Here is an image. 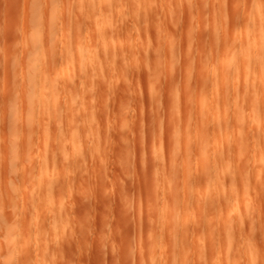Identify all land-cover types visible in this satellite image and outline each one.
Listing matches in <instances>:
<instances>
[{"label":"rangeland","instance_id":"1","mask_svg":"<svg viewBox=\"0 0 264 264\" xmlns=\"http://www.w3.org/2000/svg\"><path fill=\"white\" fill-rule=\"evenodd\" d=\"M42 1L41 5L44 4ZM111 1L115 4V0ZM122 1V7L120 6L121 8L118 9V2L117 7H115L117 11L116 9L114 10L116 14L113 12L111 18L112 29L115 27L122 31L116 29L113 34V43L115 44L116 42L114 48L116 50L119 49L117 51L122 56L119 59L120 63L117 60L112 63V66L110 62L108 63L107 59H105L106 62L105 60L103 62L102 56L98 57V60L96 57L93 58L95 63L97 61L100 62V66H98L101 68L102 78L96 77V74L90 81L85 78L73 79V85L77 87L78 91L76 93V89H73L76 94L71 98L70 94H68L69 92L63 88L56 90L52 95L49 82L43 83L44 87L40 91H37L40 84L36 88H33L28 83L32 72L38 70L42 58L41 54L40 58H38L39 55L30 52L29 48L31 46H27L29 43L26 42L27 45H24V42L29 39L30 33L34 31L31 35L35 36L34 27L29 26V23L27 24L31 29L29 30L30 33L28 32L29 34L25 31L24 27L25 20L28 18L26 15L28 13L25 14V12L29 8L26 6L29 5V1L0 0V121L1 118H6V113L9 112L7 119L13 118V125L15 126L13 128L10 127L11 129L8 128L9 133L11 132V134L8 133L9 135L7 134V128L5 132L2 129L4 126H0V217L4 220L0 219V241H3L4 245L7 244L8 246L14 243L13 241L17 244V239L22 242L23 237L18 232L21 228L17 227L16 224L18 221L19 223L22 221L20 217H23L25 208L30 206L31 209H35L34 206L36 205H31L33 192L30 188L31 183L29 182H32V180L28 181L26 192H22L24 190L23 187L20 190L24 180L22 179L23 166L19 167V165L25 164V167H28L31 171L38 164L43 169L51 170V162L56 156L61 155L65 158L70 156L73 159L76 156L77 159H74L76 161H71L70 159L69 163L64 161L66 164H61L64 167L61 166L62 169H58L57 183L58 187L60 185L62 187L60 186L56 192L57 194L54 196L52 204L63 208H58L62 210L63 219L60 215L57 217L61 222L58 225H61L60 230L62 232L59 231L58 226H56L57 229L54 227L57 232L51 231L53 229L49 225L51 220L49 218L53 216L51 213L58 210L54 206L52 207L51 204L50 207L42 205V208L37 204L36 208L38 209L35 210H37V213H41L39 215V230L44 232H41L40 237H44L47 233V237L45 236L46 239L44 240L47 244L43 245L39 242L35 246V243H33L36 241L35 237H32L35 239H32L33 242L31 241L32 243L29 244H33V247H43V251L40 250L43 252L41 253L42 256L40 255L39 257L40 251H34L32 256L30 254L31 246H27L28 244L26 243L25 246V241L23 240L24 242L22 243L18 242V246L15 245V247L17 246L15 249H5L1 252L3 254H0L1 264H16V262H20L19 264H22V262L23 264H111L112 262V264H149L147 262L148 259L145 257L147 250L142 253L146 244V248H148L151 242L148 239L149 234L146 231L148 227L145 226V223L148 219H152L154 224L159 228L163 229L167 226L166 223L161 221L162 219L158 211L152 206L154 204L158 205L161 202L163 203L162 200L164 198L163 182L160 181L161 177L159 179L156 171L153 170L155 169V158L161 154L163 155L164 162L160 165L164 166L163 168L160 167L163 170L160 171L165 172L164 175L171 171L169 162L175 160L177 161L179 177L184 179V170L183 172L181 170H186L187 168L186 173H188V177H185V179H189L190 170L192 171L190 165L192 166L197 161L198 148L196 147L195 149V146H197L196 144L199 142V139H213L219 132H224L226 134L225 139H231L230 141L228 140L229 142H232L233 139H236L235 142L241 139V141L239 140L241 144L239 141V143L237 142L240 144L238 145V150L236 151L237 148L235 150L232 149L229 153L228 161L235 168L240 166V168L245 169L244 176H242L244 181L240 179L242 181L240 183H246L244 185L249 195H247L245 201L246 206H249L248 209H245L247 207L244 206V203V207H241L243 209L240 208L239 210L240 213L239 211L237 212V214L239 213V217L240 214L242 215L240 218H243L244 223L242 226H244V229H242V226H238L240 229L237 227L236 229L233 228V232L235 233V237L240 235L238 236L240 237L238 241H242L243 245L247 238L248 241H251L249 244L246 240V245L243 246V248L247 245L250 246H247L248 251L247 248L243 249V253L248 254L249 252L250 258L247 254H242V257L239 255L237 261L239 263L242 261L243 263L241 264H264V178L263 182L260 183L264 173L259 176L257 172L258 176L255 175L256 171L259 170L258 163L264 164V159L260 160L264 152H260L261 150L259 149L257 150L259 144L264 145V71H261V75L258 76L259 79L257 78L256 80L255 90L249 96L238 90L237 107H235V103H232L236 102V100H228L225 111L216 103L218 100H215V104L213 105L214 107L219 106V108L212 107L202 111L198 107L199 102L196 90L198 85L196 82L198 81L197 70L203 67L201 61L212 53L213 47L217 48L218 46L216 41H212V38L210 39L212 29L220 30L223 26L226 27L228 30L226 33L228 36L226 46H228L231 53L235 51L238 39L249 45L254 43L252 26L245 21V13L249 10L251 11L249 18L255 17L252 11L255 0ZM63 6V9L66 12L68 11L71 17L80 16L83 21L85 20L84 14L87 11L85 8L81 10L79 7L76 8L75 0H68V2L66 1V5L64 4ZM25 16L27 18H24ZM259 19H262V17ZM67 27L69 28L68 34H71L70 25H67ZM263 27L264 25L260 24L261 33ZM58 31L60 32L59 28ZM7 32L12 36L9 35L7 37ZM25 32L27 39L24 40ZM8 38H10V41ZM6 40L9 42L7 43ZM129 44L138 45L136 53H133V50L131 51L134 45L130 47ZM12 46L14 49L10 48ZM80 49L82 53L78 67H81L84 60L90 56L85 54V47L82 44ZM43 53L44 59H42L50 63L51 57L45 54V52ZM14 56H23L25 62L21 60V57V59L17 57V59L15 58L16 61L18 59L19 61L21 60V63H17ZM33 56L38 57L34 59ZM103 56L105 55L103 54ZM263 56L264 51L262 58ZM38 59L40 60L39 62ZM6 62L8 67H5ZM10 63L14 67L13 69H10ZM76 65L78 63H75ZM153 68L158 71L156 72ZM69 76L73 77V72ZM202 78H205V76H202ZM13 81H15V84ZM261 82L263 84L262 88L260 86L262 85ZM99 83L105 84L101 88L98 85ZM241 84L240 80L230 83L232 90L234 87L239 86L240 88ZM95 86L96 89L94 88ZM79 88L82 89L83 93L80 92L81 89ZM100 89L102 91H99ZM204 90L206 91L207 98L209 97V100L212 99L213 97L209 96L208 93L209 86L204 87ZM85 91L90 92L85 93ZM233 91L232 93H234ZM6 94H8L7 97L10 95L14 99L16 108L12 109L7 106L8 109L6 107L4 109L6 105L1 104V99ZM230 98L232 99V97ZM53 99L56 106L59 109L61 108L58 112L39 106L41 101L50 106ZM71 99H73L74 106L79 109H81L82 103L80 102L82 101H85L89 105H94L97 115L100 114L98 115L99 117L95 120H75L73 123L70 122V116L64 112L62 106H65V103ZM249 116L252 117V120ZM16 121L17 123L19 122L18 126ZM69 130H74V134L78 135L76 139H81L78 142L80 148L84 147L81 156L78 155L79 150V152L77 150L74 151L73 143L68 144L64 141L71 139L68 136ZM12 133H18L17 136L16 134L14 136L17 138L19 135L22 136L20 139H25L29 136L31 137L30 139L34 140V144H36L37 151L35 154L33 146L30 145V149L29 145H22L26 160L23 161L24 163L19 159L17 161L19 160L21 163L12 159L6 163L7 160H4L6 158V152L4 151L6 144L2 143V141H5V136L2 137V135L7 134V136H10ZM14 136L12 135L13 138H15ZM24 136L25 138H23ZM176 139L180 141L181 139H186L189 145L194 146L193 149L191 148L190 151H187L188 155L190 154L189 158L184 154V151H181V147L178 148L179 153L178 151L175 152V155L178 153L177 157L173 156L174 151L171 152V150L174 148ZM27 147L29 148L27 149ZM29 149L31 151H28ZM77 155L81 159L80 161H78ZM3 160L11 170L7 166L9 171L7 170L6 172V165L2 164V162L4 163ZM256 162L258 168L255 167ZM11 163L13 166H11ZM183 165L187 167L183 168ZM66 167H69L68 171ZM19 168L22 169L19 170ZM59 170L61 173H59ZM5 172L11 173L6 174ZM191 173L193 175L194 172ZM180 174H183L184 177L180 176ZM18 178L19 180L22 179V182ZM182 178L180 179L182 180ZM70 180L73 183H70ZM180 193L177 194L178 198ZM56 196L59 197L61 203L56 201ZM189 201L191 202L192 200ZM193 205L195 206L192 201L191 206L193 208H191L195 211ZM39 208H41V211ZM244 209L253 213H251L252 215L249 219H245L244 216L246 214H242V212H245ZM123 210L125 212L127 210L126 214L129 211V215H124L125 212ZM193 210L190 211L193 212ZM207 210L210 211V215L212 213V217L216 218L220 216L218 210L213 209V206ZM49 211L51 212L49 213ZM193 213L190 214L188 209L186 215H184L183 223L186 227L188 225L189 227L193 226L195 223V213ZM252 217L253 219H251ZM46 218L49 222L46 221ZM249 220L252 221L248 222ZM42 226L45 230L41 228ZM194 226L191 227L193 229L188 228L189 232H187V237L185 236L187 240L184 241L185 243L187 242L186 245L179 242L181 246L179 247L185 249L183 256L186 257L188 264H199L201 260L203 264H213L210 256L207 257L206 254L200 255L205 253V251H200L202 253H199V250H202L199 248V239L195 236V232L194 234H190V232L193 233ZM241 231L242 233L244 232V235H242ZM54 232L57 233L56 238ZM17 233L20 238H18ZM205 235L204 241L208 243L210 238L207 237L208 235ZM241 236H245L244 240H242L243 237ZM159 240L160 238L157 240L156 247L160 251L166 250L167 252L168 248L171 247V240H166L167 245L164 244V247H162L163 245ZM51 241H53L54 245L51 244ZM195 244H198L197 248L199 250L194 247ZM48 245H51V247ZM96 245L97 247L100 246L101 250L97 247L95 248ZM185 246L187 247L185 248ZM65 248L67 249V253L65 252ZM250 248L251 250H249ZM70 252H74L72 256ZM35 253H39V258L36 257ZM99 254L101 255L99 256ZM243 256H247L246 259ZM207 258H209V262ZM243 258L245 259L244 261Z\"/></svg>","mask_w":264,"mask_h":264},{"label":"bare ground","instance_id":"2","mask_svg":"<svg viewBox=\"0 0 264 264\" xmlns=\"http://www.w3.org/2000/svg\"><path fill=\"white\" fill-rule=\"evenodd\" d=\"M28 1H29L30 6L26 5L29 8L27 7L28 8V9H26L27 11L25 10L26 11L25 14L28 13V14H26L28 16V18H27V16L24 17V18H27L26 19L27 23L25 20V26L24 27H25V31H27V33L29 32V30H31L29 26L34 27L35 36L31 35L34 32L33 28H32L33 32L32 33L29 32L30 37L28 39V40H30V38H31L30 41H32V42L30 43V41L26 40L24 42L25 43L24 45H27V43L31 44V45L28 44L27 46L28 47L31 46L30 47L31 49L29 48L30 52H32L33 54L39 55V57L38 56H35V57L40 58V54H41V57L44 59V55H43L44 53L43 52H45V54H48L51 57L50 63L44 61L41 58V63H40V66L38 67V70L35 72H32L31 76L28 79V83L33 88H36L40 84L37 91H40L44 87L43 83L49 82L52 95L56 92V90L63 88L64 90L68 91L69 92L68 94H70V97L73 98L78 91V89H76L77 87L75 85H73L74 84L73 79L85 78V79L90 81L91 79L94 78V76L96 74H97L96 77L102 78L101 71H100L101 68L99 67L100 62L97 61L95 63L93 58L96 57V59L98 60V57L102 56L101 57L102 61L107 59L108 63L110 62L111 64L122 58L119 51H117L119 49L116 50L114 48L116 42H115V44L113 43V37H114L113 34L117 28L114 27L115 29L114 28L112 29V25H111V18H112L113 12L116 14V12L114 10L116 9V11H117V8H115V7H117V3L119 2L118 9L121 8L122 2H123L122 0H115V4L111 0H75L76 8L79 7L80 10L82 8H85L87 11V13L84 14L85 18L83 17L85 19L84 21H83L82 17H80L79 15H78L79 17H77V16L71 17V15H69V12L68 11L66 12V10L63 9L64 8L63 5L64 4L66 5V1L68 2V0H45V2H44V0L43 1L42 0H28ZM41 1L44 4L41 5ZM252 11H253V14L255 15V17L249 18L251 11L247 10L245 13V21L247 22V24L252 26L253 38L255 41H254V43L249 45V44L245 43L244 41L238 39V41L236 42V45H237L236 49L233 53H231L228 46H226V44L228 42V36L226 35L228 30L226 29V27L221 26L222 28L220 30L212 29L213 31L211 33L210 39L212 38V41H216L218 43V46H217V48L213 47V49L211 50L212 53L208 57L204 58L203 61H201L203 64L202 65L203 67H201L199 70H197V74H198V76H197L198 81H196L198 83L197 89H196L197 94H198L197 99L199 102L198 107L202 111H205V110L210 109L212 107L213 108H215V107L219 108V106L222 108V110L225 111L227 109L228 100L229 101L230 100H236V102H232V103L233 104L235 103V107H237V98L239 95L238 90L241 92H244V94H246L248 96L255 90L256 80H257L258 76L261 75V71H264V59H263L264 56L262 58V53L264 51V27L262 29V33L260 32L261 31L260 24L264 25V0H255V5L252 8ZM118 13H120V12L118 11ZM261 17H262V19H259ZM212 22H211V24H212ZM67 25H70L71 34H68L69 28L67 27ZM27 26L29 29L27 28ZM118 27H120V26H118ZM58 28L60 29V32L58 31ZM67 28H68V30H67ZM117 30L119 31L120 29H117ZM28 34H27V36H28ZM9 35L12 36L9 33L6 36L9 37ZM25 36H26V32L24 34V37ZM8 39L10 41V38H8ZM25 39H27V38L25 37L24 40ZM9 41H7V43ZM81 44L85 47V50H84L85 54H88L90 56L84 60V63L81 65V67H78L80 57H81L80 55L82 53L81 49H80ZM53 45L61 46L62 48L61 47H55ZM133 45L131 44L130 47ZM137 46L134 45L132 47L131 51L133 50V53L137 52ZM117 47H119V45H117ZM130 47H128V48H130ZM10 48L14 49L13 46ZM103 54L106 57L103 56ZM12 57H13V55H12ZM17 57L14 56V59L15 58L17 59ZM20 57H18V58L21 59L22 61L25 60V59H23L24 58L23 56H20ZM35 57H34V59H35ZM16 59H15V61H16ZM19 59H18V61H16L17 63L18 62L21 63V60L19 61ZM35 61H37V60H35ZM39 61L40 60L38 59V62ZM105 62H106V60H105ZM75 63H78V65L75 66ZM119 63H120V60H119ZM5 65H6L5 67H8L7 62ZM11 66H12V64H11ZM11 66H10V69H13L14 67L12 66V68H11ZM108 66H110V65H108ZM112 66H113V64H112ZM117 66H118V63H117ZM121 67H122V65H121ZM115 68H117V67L115 66ZM156 68H158V67H156ZM153 69L156 70L155 68H153ZM117 70H119V69H117ZM123 70H124V68H123ZM157 71L158 70H156V72ZM6 72H8V71H6ZM72 72H73L74 76L70 77L69 75L72 74ZM99 76H101V77H99ZM202 76L203 77L205 76V78H202ZM239 80L241 81L242 86H240V88H239V86L237 85L238 87H234V89H233L234 91H233L231 88L232 84L230 85V83L236 82ZM13 82L15 84V81H13ZM17 84H19V83L17 82ZM104 84L105 83H99L98 85L102 88L104 86ZM261 84H262V82H261ZM74 86H75V88H74ZM206 86H209V92H208L209 96L213 97L210 100H209V97L207 98L206 91L204 90V87H206ZM260 86L262 88L263 84ZM94 88L96 89V86ZM73 89L74 90L76 89V93L74 92ZM79 89H81V88H79ZM66 91H64V92L66 93ZM99 91H102V90L100 89ZM232 91L234 93H232ZM80 92H82V89ZM86 92L87 91H85V93ZM89 92L90 91H88L87 93H89ZM39 93L41 94V92H39ZM7 95L8 94H6V96H5L6 99L4 96L2 97L4 100L1 99V104L3 103L2 105H6V106H4V109H6V108L8 109V107L12 108V109L16 108L15 103L13 101L14 99H12V97L10 95L7 97ZM233 95H234V97H233ZM217 96H218V98H217ZM230 97H232V99ZM8 98H10V99H8ZM72 100L73 99L69 100L67 103H65V106L64 105L62 106L64 112L69 114V116H70L69 121L70 122L73 123L75 120H84V121L95 120V119H97V117H99L98 115H100V114L97 115V110H96V107L94 105H92V104L89 105L85 101L84 102L82 101V102H80V103H82V106L80 107L81 109H79L78 107L74 106V103L72 102ZM215 100H218L216 102L219 104L218 107L217 106L214 107V105H213V104H215ZM24 102H25V100H24ZM39 106H41L42 108H44V107L50 108V109L54 110L55 112L56 111L58 112V110L61 109V108L59 109L56 106L54 99L52 101V104H50V106H47L44 101H41ZM5 112H6V110H5ZM8 113H6L7 116H8ZM7 116L4 119L1 118V121H0V122H2V123H0V126L1 127L4 126V127H2V129L5 132H6V128L8 130V128L11 129L10 127H12V128L15 127L13 125L14 119L8 118L13 122L12 123L10 120L8 121ZM9 117H10V115H9ZM249 118H251V120H252L251 116H249ZM2 120L4 121V123ZM246 120H247V118H246ZM11 123L13 126L10 125ZM16 123H17V121H16ZM18 123H17V126L19 125ZM2 124H4V125H2ZM8 125H10V126L8 127ZM8 133H9V130L7 131V134ZM74 133H75L74 130H69L68 136L71 139H66L64 141L67 142L68 144L73 143L74 151L79 150L80 152L78 151L79 152L78 155L81 156L82 155L81 153L83 152L84 147L80 148V145L78 144V142H80L81 139H76L78 137V135H76ZM7 134L2 135V137L5 136L4 137L5 141H2V143L4 142L6 144L4 146V148H5L4 151L6 152V154H5L6 158L5 159L3 158L5 161L7 160L6 163L10 159H12L16 162H18L20 160V161H22V163H24L23 161H26L25 160V152L22 149V145L26 144V145H29V147H30V145L33 146L34 154L36 153V151H37L36 147H35L36 144H34L33 139H30L31 137L28 136L27 138H25V136H24L23 138H25V139H20L22 136L19 135L20 137L18 136V138H19L18 139L16 137L18 133H12L13 136H14V134H16V136H14V137L17 139H15L12 137V135H10L11 136L10 137V136H7ZM9 134H11V132ZM225 138H226V134L224 132L223 133L219 132L213 137V139H206V138L199 139V142L196 144L197 146H195V149H196V147L198 148V151H197L198 154L196 156L197 161H196V163H193L192 162L193 158L191 159L192 160L191 162L194 165L192 163H191L192 166L190 165V169H192V171L190 170V178L189 179L188 178L185 179V177H188L187 176L188 173H186L187 172V168H186L187 166L183 165V168H186V170L180 169L182 172H183V170L185 172V173L183 172L185 177L183 176V174H180V176L184 177V179H183L182 177H179V172L177 170V161H175V160L170 161L169 160L170 161L169 166L171 168V171L164 175L165 172L163 173L160 171V170H162V168L164 166V165L161 166L163 164L162 162H164L163 161V155L161 154L155 158V160H156L154 162L155 169H153V170L156 171L157 177L159 179L161 177L160 181L163 182L162 188L164 190V192H163L164 198L162 200L163 203L161 202L162 204L159 203L158 205L154 204L155 206L154 205H152V206L154 207L155 210L158 211L159 216L162 219L161 221L166 223L167 226L163 229L159 228L154 224L152 219H150V220L148 219V221L145 223L146 224L145 226L148 227V229H146V231H148V234H149L148 239H150L151 242H150L148 248H146L147 247V244H146V246L144 247L145 249L143 248V250H142V253H144L145 250H147V253L145 252V254H146L145 257L148 259L147 262H149V264H188L186 257L183 256L185 253V251H184L185 249H183V247H182V249L180 248L181 246L179 245V242L182 244L185 243L184 241L187 240V238H186L187 232H189L188 228L193 227L194 224H195V226H194L195 229H194L193 233L190 232V234H194V232H195V236H197V238L199 239V243H198L199 248L202 250H199L197 248L198 244L197 245L195 244L196 246L194 245V247H196L199 250V253H202L200 251H205V253L200 254L201 256L204 254H206L207 257L210 256V260H211V262H213V264H241V263H243L242 261L239 263V261H237V258H239V255H241V257H242V254H245V255L247 254V253H243V249H246L247 246L248 247H250V246L247 245L244 248H243V246L246 245L245 241L248 238L247 239L245 238L246 240L244 241V245H243L242 241L241 242H239L240 240L238 241V238H240L238 236H240V235L235 237V233L233 232V228H235V229H236V227L239 228L238 226H242L244 223V221L242 220L243 218L242 219L240 218L242 215L240 214V217H239L238 214L240 213L239 210L244 205V203H245L244 206L247 207L246 202H245L247 199V195H248V193H247L248 191H246V188H245L246 183L245 182L240 183L241 180L244 181L242 176H244V170L245 169L240 168V166H238L239 168L237 167L238 168L237 169L234 166H232L231 163L228 161L229 153L231 152L232 149L235 150L237 148L236 151L238 150V145L241 144V142H240L241 139H238V141L240 140L239 141L240 144H238L239 143L238 141L235 142L236 139H233L234 141L232 140V142H229L231 139L229 140V139H225ZM181 141H182V144H181ZM181 141L176 139V142L174 143V148H173V150H171V152L174 151L173 156L177 157L176 155L179 153L178 148L181 147V151L182 152L184 151L185 152L184 154L186 156H188V158H189L190 154L188 155L187 151H190L191 148L193 149L194 146L189 145L187 143L186 139H181ZM29 147H27V149ZM258 147L259 148H257V150L259 149V150H261L260 152H264V145L263 144H259ZM182 148H184L185 150ZM241 148H242V146H241ZM2 149H3V146H2ZM30 149H31V147H30ZM30 149L28 151H31ZM177 151H178V153L175 155V152H177ZM192 152H193V150H192ZM239 152H240V149H239ZM86 154H85V156H86ZM171 154H173V153H171ZM171 154H170V156H171ZM173 156H172V158H173ZM175 157H174V159H176ZM78 158H79V156H78ZM260 158H261L260 160H263L264 154H262V156ZM17 159H19V160L17 161ZM70 159L72 161V160L76 159V156L74 159H73V157H70V156L68 158H65L64 156H61V155L56 156L54 158V160L51 162V165H52L51 170L43 169L42 166H40L39 164L37 166L35 165L36 168L34 167L33 171H31L28 167H25V164L19 165V167H21V165L23 166V171H22L23 172V178L22 179L24 180V183L22 184V186L20 188V190H22V187L24 188V190H22V192H24V191L26 192V189L28 188L27 187L28 181L32 180V182H29V183H31L30 188L33 192L32 193L33 194V201L31 202V205L39 204L41 206V208H42V205L43 206H49V207L51 205H52V207L54 206L52 204L54 196L57 194L56 192L59 190V188L61 186L60 185L58 187V183H57L58 169L61 170L62 167H64L61 164H66V163H64V161L65 162L67 161V163H69ZM76 160H74V161H76ZM80 160L81 159L79 158L78 161H80ZM5 161H4V163L2 162V164L6 165L5 169L7 172V170L9 171V169H8L9 166L5 163ZM77 165L79 166L78 162H77ZM258 165H259V170H257L256 173L254 172L255 170L253 172L255 173V175H257V172H258V175L261 176L264 173V171H263L264 170V164L262 163V165H263L262 166L261 162H260V163H258ZM258 165L256 162L255 167L258 168ZM11 166H13L12 163H11ZM59 166H60V168H59ZM193 166H195V167H193ZM160 167H162V168H160ZM192 167L195 169L193 170ZM260 167H261V169H260ZM27 168H28V170H27ZM66 168L68 171L69 167H66ZM257 168H254V169H257ZM12 169H13V167H12ZM21 169L19 168V170H21ZM236 169H237V171H236ZM10 170H11V168H10ZM60 170H59V173H61ZM74 170H75V168H74ZM17 172H18V170H17ZM191 172H194L193 175ZM8 173H11V172H8ZM8 173H6V174H8ZM20 173H19V175H20ZM153 173H155V172H153ZM262 176L263 177H262L261 181L257 178L260 181V183L263 182L264 175H262ZM66 177H68V176H66ZM236 177H238V178H236ZM70 178H72V177H70ZM180 178H182V180H184V181H182ZM22 179L19 180V178H18V180L21 182H22ZM65 179H67V178H65ZM67 182H68V180H67ZM70 183H73V182L71 181ZM244 183H245V185H244ZM65 185H66V183H65ZM192 186L195 188H193ZM225 188H227V189L225 190ZM16 191H18V190H16ZM180 192L183 193V196H182L183 199L181 197L182 193H180ZM179 193H180V196L178 198L177 194H179ZM59 194H58V196H59ZM58 196H56L57 197L56 201L59 203L60 201H59ZM261 197H263V196H261ZM189 200H192L193 204H195V206L193 205L195 207V211L192 209L193 207L191 206L192 201L190 202ZM263 201H264V199H263ZM212 202H214V203H212ZM36 205L34 207H35V209H38V208H36ZM59 205H61V204H59ZM212 206H213V209L218 210L220 216L215 218V217H212V213L210 215V211L207 209H209ZM29 207L24 209L23 215H22L23 217H20L22 221H20V223L18 221L19 224L17 223L16 225H17V227L21 228L19 231L17 228V231L19 232L20 236L22 235L21 237H23V240L25 241L24 242L21 238L22 242H24V244L25 243L28 244L27 246H29V247L31 246L30 247L31 251L30 250L29 251L31 252L30 254H32V256H33L34 251L35 252H38L40 250L43 251V247H41V246L33 247L32 246L33 244L30 245L33 242L32 237L36 238V241L33 242V243H35L34 244L35 246H37V244L39 242H41V244L44 245V244H47L44 241L46 239L45 236L47 233L44 235V237H40L41 234L44 233L43 231L39 230V228H40L39 227V225H40L39 215L41 213L39 214V213H37V210L31 209V207L30 208ZM59 207H61V206H56V205L54 206V208L56 210H58L57 212H55V211L53 212L51 210L53 212V213H51V215H53L52 216L53 218L52 217L49 218V219H51L50 222L47 221V218H46V221L49 222L50 223L49 225L52 226V227L49 226L51 229H53L51 231L57 232L56 226H58L59 231H61L60 230L61 225L60 226L58 225V223L60 221L58 220L57 217L59 215L61 217L63 213H62V210L58 209ZM248 207L245 209L247 210ZM41 208H39V210ZM44 209H42V210L44 211ZM188 209H189L190 214H192L193 212L195 213L197 211L195 214L193 213L195 223L193 224V226H190V227H189V225H188V227H186L185 224L183 223V218L185 217L184 215H186ZM241 209H243V208H241ZM190 210L191 211L193 210V212H191ZM246 210H245V212H242V214H246L245 216L244 215L243 216L245 217V219L246 218L249 219L253 213L251 211L249 212ZM250 210H251V208H250ZM51 211H49V213ZM123 211L125 212V210H123ZM208 211H209V213H208ZM214 211H216V210H214ZM238 211H239V213L237 214ZM126 213H127V210L124 213V215ZM129 213L130 212L128 211V214H126V215H129ZM125 217H129V216H125ZM0 219H2V218L0 217ZM62 219H63V216H62ZM251 219H253V217ZM124 221H125V219H124ZM251 221L252 220H249L248 222H251ZM126 223H128V222H126ZM2 224H4V223H2ZM2 224H1V226H2ZM45 224H46V222H45ZM128 225H129V223H128ZM54 227L56 229H54ZM129 227H131V226H129ZM243 227L244 226H242V229H244ZM41 228H43V226ZM191 229H193V228H191ZM5 230H6V228H5ZM206 233H208V234H206ZM241 233H242V231H241ZM243 233H242V235H244ZM10 234H12V233H10ZM51 234H52V232H51ZM19 235L17 233L18 238H20ZM204 235L205 236L208 235L207 237L210 238V241L209 242L207 241L208 243H205ZM56 237H57V233H55V238ZM241 237H243L242 240H244L245 236H241ZM55 238H54V240H55ZM158 238H160L159 241L162 243V245H163L162 247L167 245L166 240H168V241L171 240L172 244H171V247L168 248L169 250L167 252H166V250L160 251L156 247V243H157ZM15 240H16V238H15ZM13 242L14 243H11L10 245L7 246V244L4 245V243L2 241L0 243V254L5 249H11V248L15 249L18 246V242H20V241H19V239H17V241H16L17 244H15V241H13ZM22 242H20V243H22ZM52 242L53 241H51V244H53ZM248 242L250 244L251 241H248ZM186 243H185V245H186ZM26 244H25V246H26ZM56 244H57V242H56ZM263 244H264V242H263ZM15 245H17V246L15 247ZM190 245L191 244H189V246ZM259 245H260V243H259ZM48 246L51 247V245H48ZM96 247H97V245L95 246V248ZM99 247H97V248H99ZM186 247L187 246H185V248ZM190 247H192V245ZM62 248H63V246H62ZM103 248H104V246H103ZM54 249H55V247H54ZM165 249H166V247H165ZM58 250H59V248H58ZM66 250L67 249L65 248V252H66ZM99 250H101V248H99ZM249 250H251V248ZM256 250H258V249H256ZM41 251H40V254L38 253L39 257H40V255L42 256L41 253H43V252H41ZM69 251H72V250H69ZM76 251H75V253H77ZM247 251H248V248H247ZM247 251H245V252H247ZM53 252H54V250H53ZM70 253H72V252H70ZM73 253L71 254V256L73 255ZM107 253H108V251H107ZM35 254H36V257L39 258L38 254L37 253H35ZM101 254H102V251H101ZM101 254H99V256ZM1 255H3V254H1ZM247 255L250 258L249 252ZM36 257H32V258H36ZM142 257H143V254H142ZM243 257L246 259L247 256H243ZM244 258H243V261L245 260ZM7 259H9V258H7ZM142 259H144V258H142ZM207 259L209 262V258H207ZM0 261H1V259H0ZM2 261H3V259H2ZM8 263H9V261H8ZM17 263L18 262H16V264ZM200 263H202V260H201V262L199 261V264ZM0 264H1V262H0ZM22 264H23V262H22ZM196 264H198V263H196Z\"/></svg>","mask_w":264,"mask_h":264}]
</instances>
